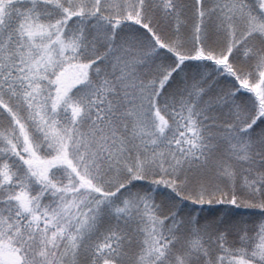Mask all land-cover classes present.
Wrapping results in <instances>:
<instances>
[{
	"label": "snow or ice",
	"instance_id": "obj_1",
	"mask_svg": "<svg viewBox=\"0 0 264 264\" xmlns=\"http://www.w3.org/2000/svg\"><path fill=\"white\" fill-rule=\"evenodd\" d=\"M0 264H264V0H0Z\"/></svg>",
	"mask_w": 264,
	"mask_h": 264
}]
</instances>
